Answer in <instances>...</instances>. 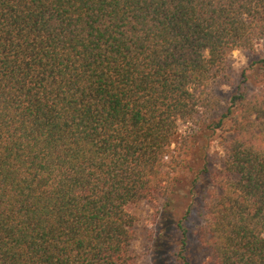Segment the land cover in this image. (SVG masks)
Listing matches in <instances>:
<instances>
[{"label": "trees", "instance_id": "obj_1", "mask_svg": "<svg viewBox=\"0 0 264 264\" xmlns=\"http://www.w3.org/2000/svg\"><path fill=\"white\" fill-rule=\"evenodd\" d=\"M263 40L264 0H0V264H135L127 208L169 194L204 117L231 138L201 243L264 264V58L225 112L213 86Z\"/></svg>", "mask_w": 264, "mask_h": 264}, {"label": "rangeland", "instance_id": "obj_2", "mask_svg": "<svg viewBox=\"0 0 264 264\" xmlns=\"http://www.w3.org/2000/svg\"><path fill=\"white\" fill-rule=\"evenodd\" d=\"M263 58L264 40L252 51L228 52L225 71L213 83L223 100L224 112L242 83L243 72L249 70L250 74V67ZM259 81L256 74L246 85L256 88ZM214 116L212 121H218L220 115ZM210 122V118L204 117L196 127H181L182 137L173 145L175 159L168 160L169 194L156 203L143 201L128 206V211L137 218L132 245L135 264H214L210 251L201 243L200 229L204 224V203L214 190L210 187V175L223 166L225 138L230 139L231 133L229 125L223 131L208 128ZM205 167L209 173L201 174ZM184 219L183 230L179 223Z\"/></svg>", "mask_w": 264, "mask_h": 264}, {"label": "clouds", "instance_id": "obj_3", "mask_svg": "<svg viewBox=\"0 0 264 264\" xmlns=\"http://www.w3.org/2000/svg\"><path fill=\"white\" fill-rule=\"evenodd\" d=\"M236 55H238V53H236Z\"/></svg>", "mask_w": 264, "mask_h": 264}]
</instances>
